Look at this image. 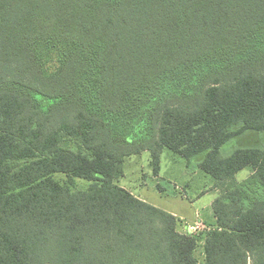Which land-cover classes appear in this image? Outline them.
<instances>
[{"label": "trees", "instance_id": "1", "mask_svg": "<svg viewBox=\"0 0 264 264\" xmlns=\"http://www.w3.org/2000/svg\"><path fill=\"white\" fill-rule=\"evenodd\" d=\"M249 131L264 0H0V264H264V148L223 153ZM165 148L204 155L206 234L118 184Z\"/></svg>", "mask_w": 264, "mask_h": 264}, {"label": "rangeland", "instance_id": "2", "mask_svg": "<svg viewBox=\"0 0 264 264\" xmlns=\"http://www.w3.org/2000/svg\"><path fill=\"white\" fill-rule=\"evenodd\" d=\"M236 148H264V132L249 131L233 138L224 146L223 153L229 155ZM203 159L204 155L196 157L188 167L185 159L165 148L161 155L160 175L155 177L149 152H142L126 159L125 176L118 184L137 198L181 219V232L187 233L188 226L200 223L201 228L196 235L206 234L215 221L212 204L218 193L213 188L214 179L199 168ZM250 175L251 170L245 169L237 175V179L242 182ZM56 178L66 179L61 174ZM158 184L166 189L165 192L159 191ZM89 185L86 180L76 179L75 190H87ZM196 256L202 263L204 241L200 243Z\"/></svg>", "mask_w": 264, "mask_h": 264}, {"label": "built area", "instance_id": "3", "mask_svg": "<svg viewBox=\"0 0 264 264\" xmlns=\"http://www.w3.org/2000/svg\"><path fill=\"white\" fill-rule=\"evenodd\" d=\"M203 225V224H202ZM201 228V224L200 223H195L194 226H188L186 228L187 233L194 235L196 234Z\"/></svg>", "mask_w": 264, "mask_h": 264}]
</instances>
